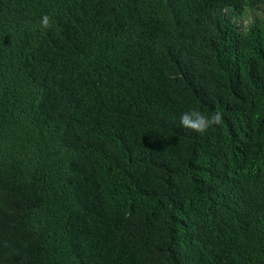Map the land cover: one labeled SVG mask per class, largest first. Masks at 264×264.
I'll return each instance as SVG.
<instances>
[{"label":"trees","instance_id":"16d2710c","mask_svg":"<svg viewBox=\"0 0 264 264\" xmlns=\"http://www.w3.org/2000/svg\"><path fill=\"white\" fill-rule=\"evenodd\" d=\"M0 264H264V0H0Z\"/></svg>","mask_w":264,"mask_h":264},{"label":"clouds","instance_id":"9594fccd","mask_svg":"<svg viewBox=\"0 0 264 264\" xmlns=\"http://www.w3.org/2000/svg\"><path fill=\"white\" fill-rule=\"evenodd\" d=\"M50 20L47 15L40 18V27L47 28ZM221 121V113L215 112L211 115L203 114L198 108H191L182 112L179 116V124L185 129H189L197 134H203Z\"/></svg>","mask_w":264,"mask_h":264},{"label":"rangeland","instance_id":"374dc122","mask_svg":"<svg viewBox=\"0 0 264 264\" xmlns=\"http://www.w3.org/2000/svg\"><path fill=\"white\" fill-rule=\"evenodd\" d=\"M243 26H246L247 25V21H244V23H242Z\"/></svg>","mask_w":264,"mask_h":264}]
</instances>
